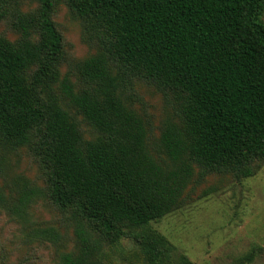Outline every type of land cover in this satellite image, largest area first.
I'll use <instances>...</instances> for the list:
<instances>
[{
    "label": "trees",
    "instance_id": "16d2710c",
    "mask_svg": "<svg viewBox=\"0 0 264 264\" xmlns=\"http://www.w3.org/2000/svg\"><path fill=\"white\" fill-rule=\"evenodd\" d=\"M24 1L0 0L16 33H0V150L25 148L41 183L0 185V207L54 246L56 264H114L104 248L121 237L142 264H193L150 223L182 203L195 169L241 180L264 159V0ZM59 2L93 49L66 71ZM135 81L178 102L160 128L164 156L148 145ZM39 199L65 215L71 247L31 219Z\"/></svg>",
    "mask_w": 264,
    "mask_h": 264
},
{
    "label": "rangeland",
    "instance_id": "374dc122",
    "mask_svg": "<svg viewBox=\"0 0 264 264\" xmlns=\"http://www.w3.org/2000/svg\"><path fill=\"white\" fill-rule=\"evenodd\" d=\"M36 0L24 1L23 8H32ZM54 21L62 34L67 61L93 51L81 39V27L67 7L55 6ZM264 22V12L261 15ZM0 33L16 37L8 19L0 21ZM134 105L145 116L148 145L154 156H164L158 148L160 128L176 113L178 102L170 93L158 90L144 81L134 82ZM88 132V128L83 126ZM194 176L182 203L152 221L151 227L166 236L174 246L173 255L185 254L193 264H264V159L254 174L237 180L228 173ZM23 176L41 183V174L33 156L25 148L0 150V185L7 193L12 178ZM31 219L40 224L59 227L65 233L68 247L73 245L72 230L64 214L46 200L34 202ZM114 264H142L143 258L133 239L121 237L107 245ZM54 246L27 235L26 229L0 207V264H56Z\"/></svg>",
    "mask_w": 264,
    "mask_h": 264
}]
</instances>
